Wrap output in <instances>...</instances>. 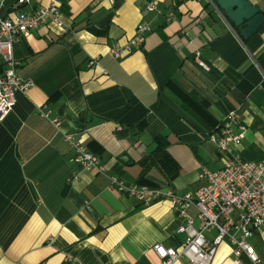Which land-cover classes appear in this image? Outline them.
I'll return each mask as SVG.
<instances>
[{"label":"crops","instance_id":"obj_1","mask_svg":"<svg viewBox=\"0 0 264 264\" xmlns=\"http://www.w3.org/2000/svg\"><path fill=\"white\" fill-rule=\"evenodd\" d=\"M216 1L56 0L62 24L47 20L16 42L19 73L34 86L0 121V264H162L154 245L179 248L186 216L169 200L144 203L111 189V177L194 191L206 183L204 169L228 158L209 134L231 110L245 125L236 154L264 161V24L245 39ZM251 1L264 12V0ZM48 2L2 0L0 14ZM141 23L152 28L141 44L114 56ZM67 133L105 170L77 163ZM159 146L175 175L155 157ZM186 212L199 227L197 208ZM252 243L264 264V228ZM211 264H237L228 239Z\"/></svg>","mask_w":264,"mask_h":264},{"label":"built area","instance_id":"obj_2","mask_svg":"<svg viewBox=\"0 0 264 264\" xmlns=\"http://www.w3.org/2000/svg\"><path fill=\"white\" fill-rule=\"evenodd\" d=\"M28 0H18L20 4ZM2 0H0L1 4ZM150 11L160 12L154 1L145 3ZM49 20L62 24L61 10L56 0H49L31 12H21L14 17L0 14V121L10 113L16 103V94L26 92L34 83L23 79L19 73L20 60L15 57V44L23 36H28L33 29ZM149 23H141L135 36L125 46L111 49V53L120 57L132 50L133 45L141 44L151 30ZM204 68L207 65L199 62ZM45 104L43 109H47ZM48 117L49 112L43 111ZM245 125L241 122L238 111L231 110L223 123L209 134V139L216 144L221 154L228 155L225 164L216 171L204 169L200 173L206 183L194 191L178 193L171 187L154 186L146 183H129L120 176H112L110 188L144 203L160 199L169 200L177 207L187 222L180 231L187 233L186 240L179 248L156 243L154 251L162 264H175L179 259H186L193 264H211L219 244L228 239L233 244L234 261L241 263L245 254L252 264H261V257L252 243L254 232L264 228V161L244 160L236 154L237 147L244 137ZM66 141L75 151L74 160L86 169L104 171L101 158L73 134L67 133ZM194 206L200 218L199 227H195L192 217L187 215V208ZM216 234L211 239L209 231Z\"/></svg>","mask_w":264,"mask_h":264},{"label":"water","instance_id":"obj_3","mask_svg":"<svg viewBox=\"0 0 264 264\" xmlns=\"http://www.w3.org/2000/svg\"><path fill=\"white\" fill-rule=\"evenodd\" d=\"M216 6L245 39L264 24V12L251 0H217Z\"/></svg>","mask_w":264,"mask_h":264},{"label":"trees","instance_id":"obj_4","mask_svg":"<svg viewBox=\"0 0 264 264\" xmlns=\"http://www.w3.org/2000/svg\"><path fill=\"white\" fill-rule=\"evenodd\" d=\"M158 155L159 156L161 155L162 156V159H164V161H165L163 163V170H165L167 172L169 170V172H170L171 175H175L176 172L178 171V166L174 164V159L170 156V154L168 153L167 149L164 148V146H159L156 149L155 157L156 156L158 157ZM142 183H145V182H142Z\"/></svg>","mask_w":264,"mask_h":264}]
</instances>
